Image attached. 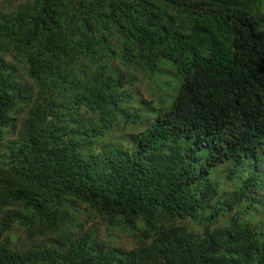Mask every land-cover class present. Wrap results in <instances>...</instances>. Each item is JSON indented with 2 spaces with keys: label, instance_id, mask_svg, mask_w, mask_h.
I'll use <instances>...</instances> for the list:
<instances>
[{
  "label": "trees",
  "instance_id": "1",
  "mask_svg": "<svg viewBox=\"0 0 264 264\" xmlns=\"http://www.w3.org/2000/svg\"><path fill=\"white\" fill-rule=\"evenodd\" d=\"M263 196L264 0H0V264H264Z\"/></svg>",
  "mask_w": 264,
  "mask_h": 264
},
{
  "label": "rangeland",
  "instance_id": "2",
  "mask_svg": "<svg viewBox=\"0 0 264 264\" xmlns=\"http://www.w3.org/2000/svg\"><path fill=\"white\" fill-rule=\"evenodd\" d=\"M140 79H142V77L139 75L138 82L135 84V87H137L138 92H140L146 100L153 101L154 103H156L158 101L156 95L149 97V92L146 89V84ZM113 238L114 240L111 242V244H121L126 247H130L132 245L131 239L127 236L126 233L122 231L115 230V235Z\"/></svg>",
  "mask_w": 264,
  "mask_h": 264
},
{
  "label": "clouds",
  "instance_id": "3",
  "mask_svg": "<svg viewBox=\"0 0 264 264\" xmlns=\"http://www.w3.org/2000/svg\"><path fill=\"white\" fill-rule=\"evenodd\" d=\"M263 169H261V171H262ZM253 192H255L256 194H258V195H260V196H262V194L261 193H259L258 191H253ZM264 197V196H263Z\"/></svg>",
  "mask_w": 264,
  "mask_h": 264
}]
</instances>
